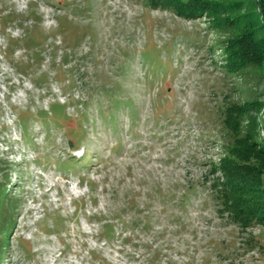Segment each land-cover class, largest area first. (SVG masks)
I'll use <instances>...</instances> for the list:
<instances>
[{
	"label": "rangeland",
	"instance_id": "obj_1",
	"mask_svg": "<svg viewBox=\"0 0 264 264\" xmlns=\"http://www.w3.org/2000/svg\"><path fill=\"white\" fill-rule=\"evenodd\" d=\"M173 6L0 0V264H264V222L218 202L222 106L261 110L262 57Z\"/></svg>",
	"mask_w": 264,
	"mask_h": 264
},
{
	"label": "trees",
	"instance_id": "obj_2",
	"mask_svg": "<svg viewBox=\"0 0 264 264\" xmlns=\"http://www.w3.org/2000/svg\"><path fill=\"white\" fill-rule=\"evenodd\" d=\"M153 1L173 2V7L178 13L193 14L195 11L203 12V8L209 7V11L216 14L213 15L215 19L209 23L210 26L219 31L228 30L224 38H218L222 48L233 57L234 52L228 50L229 47L234 49L238 45L237 50H242L240 45L249 49L252 47L256 54L262 57L260 61L264 63V0ZM213 4L221 7L214 8ZM222 10L225 12L222 13ZM228 41L230 44H225ZM230 69L235 70L231 67ZM246 103L259 105V100H246ZM262 104L260 107L264 112V103ZM248 105L241 109L240 103L228 104L222 106L221 113L226 131L223 137L226 144L222 157V167L226 176L224 186L219 188L218 202L223 212H228V217L234 225L264 222V133L262 134L260 130V126L264 125V117L260 114L256 117L261 111L258 110L259 107L255 112V106ZM54 113L68 116L65 107L57 102L52 103L42 114L50 116ZM256 118L262 123H258ZM245 121L248 123H244ZM247 243L251 246L260 245L254 236Z\"/></svg>",
	"mask_w": 264,
	"mask_h": 264
}]
</instances>
